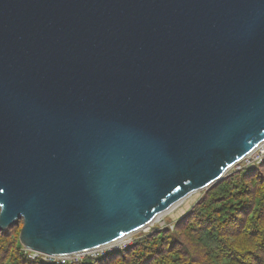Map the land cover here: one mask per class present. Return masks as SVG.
Instances as JSON below:
<instances>
[{"label": "water", "instance_id": "95a60500", "mask_svg": "<svg viewBox=\"0 0 264 264\" xmlns=\"http://www.w3.org/2000/svg\"><path fill=\"white\" fill-rule=\"evenodd\" d=\"M264 141V0H0V231L84 252Z\"/></svg>", "mask_w": 264, "mask_h": 264}, {"label": "trees", "instance_id": "16d2710c", "mask_svg": "<svg viewBox=\"0 0 264 264\" xmlns=\"http://www.w3.org/2000/svg\"><path fill=\"white\" fill-rule=\"evenodd\" d=\"M20 229L0 231V264H46L23 252ZM66 264H264V162L209 186L173 229L153 227L124 250Z\"/></svg>", "mask_w": 264, "mask_h": 264}, {"label": "built area", "instance_id": "2783aa9c", "mask_svg": "<svg viewBox=\"0 0 264 264\" xmlns=\"http://www.w3.org/2000/svg\"><path fill=\"white\" fill-rule=\"evenodd\" d=\"M264 162V141L259 143L251 152L242 157L239 161L234 163L230 168H233L234 171L242 169H251L259 164ZM175 206V205H174ZM173 209L175 207H172ZM170 228L173 229V225H170ZM132 234L121 237L120 240L112 242L105 246H101L95 249H91L84 252H78L73 254L65 255H48L39 251L29 250L22 247L23 252L31 260H40L46 264H66L71 262H78L84 259L85 257H91L96 259L108 252H118L126 249L128 246L135 242V239L131 237Z\"/></svg>", "mask_w": 264, "mask_h": 264}, {"label": "rangeland", "instance_id": "374dc122", "mask_svg": "<svg viewBox=\"0 0 264 264\" xmlns=\"http://www.w3.org/2000/svg\"><path fill=\"white\" fill-rule=\"evenodd\" d=\"M233 171H234V169L233 168H230L224 174V176L227 175V174H229V173H231V172H233ZM206 189L207 188L192 193L191 195H189L188 197H186L184 200H182L181 202H179L175 206H173V207H175L174 209L171 207L167 211L161 213L160 214L161 216L159 218L156 217V218H158V220H155L156 219L155 218L150 223L149 227L148 226L147 227H144L143 230H138V231L132 233V236L131 237H133L134 239H136L139 236H141L142 234L147 233L148 231H150L153 227L164 226L165 224H168V226L170 228V225H174V221L177 220V219H179V218H181L187 212V210L190 208V206L194 202H196L198 200V198L203 194V191H205Z\"/></svg>", "mask_w": 264, "mask_h": 264}, {"label": "bare ground", "instance_id": "6f19581e", "mask_svg": "<svg viewBox=\"0 0 264 264\" xmlns=\"http://www.w3.org/2000/svg\"><path fill=\"white\" fill-rule=\"evenodd\" d=\"M160 216H161V215H157L156 217L159 218ZM156 217H155V218H156ZM155 218H154V219H155ZM158 218H156L155 220H158ZM152 221H153V220H152ZM152 221H151V222H152ZM151 222H150V223H151ZM150 223L147 224V225H145V226H143L140 230H143L144 227H147V226L149 227ZM118 240H120V239H118ZM116 241H117V240H116Z\"/></svg>", "mask_w": 264, "mask_h": 264}]
</instances>
